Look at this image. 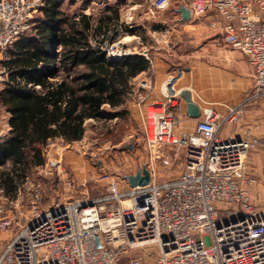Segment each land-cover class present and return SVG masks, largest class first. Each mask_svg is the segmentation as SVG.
Segmentation results:
<instances>
[{
  "label": "built area",
  "instance_id": "obj_1",
  "mask_svg": "<svg viewBox=\"0 0 264 264\" xmlns=\"http://www.w3.org/2000/svg\"><path fill=\"white\" fill-rule=\"evenodd\" d=\"M169 0H153L162 10ZM35 1L0 0V74L7 47L29 27ZM38 4H41L40 2ZM190 16L209 9V25L223 42L242 52L254 69V98L264 97V0H191ZM114 53L112 58L125 54ZM180 96L173 78L164 84L162 99L148 103L145 140L149 146L182 142L183 167L175 177L151 179L120 188L117 175L101 172L77 191L69 177H59L60 159L35 165L16 182L14 194L0 185V264H116L122 250L154 244L153 264H264V208L249 194L254 178L245 157L258 138L220 135L211 109L196 117L194 130L178 138L174 109ZM170 105L172 108H168ZM242 105L229 108L225 120L236 122ZM0 118V139L9 133L7 115ZM7 159L0 168L10 170ZM56 173L63 192L45 203L44 186L34 175ZM151 174V172H150ZM138 256L128 264H141Z\"/></svg>",
  "mask_w": 264,
  "mask_h": 264
},
{
  "label": "trees",
  "instance_id": "obj_2",
  "mask_svg": "<svg viewBox=\"0 0 264 264\" xmlns=\"http://www.w3.org/2000/svg\"><path fill=\"white\" fill-rule=\"evenodd\" d=\"M38 12L1 60L0 104L10 128L0 139V165L9 159L12 166L0 169V185L9 195L17 179L44 163L49 139H80L85 120L103 118L104 105H123L131 79L150 67L141 52L108 56L107 26L90 13L69 14L61 0H43Z\"/></svg>",
  "mask_w": 264,
  "mask_h": 264
},
{
  "label": "rangeland",
  "instance_id": "obj_3",
  "mask_svg": "<svg viewBox=\"0 0 264 264\" xmlns=\"http://www.w3.org/2000/svg\"><path fill=\"white\" fill-rule=\"evenodd\" d=\"M29 1L36 2L35 10L31 12L30 27L33 17L39 14L38 9L43 0ZM61 1L67 13H90L94 22L100 20L107 26L109 41L107 39L106 51L110 57L118 52H141L144 55L147 51L159 52L161 58H167L165 60L171 65L184 70L190 63L189 57H179L183 51L200 50L201 46L209 49L208 41H212L214 46L230 48L223 42L221 34L212 28L205 29L203 26L184 31L179 24L174 25L177 23L173 17L174 8L180 4H188L191 0H169L167 7L162 10H152L153 0ZM132 5L134 6L129 12ZM203 17L195 18L192 22L200 23L204 21ZM147 56L152 57L150 54ZM3 77L0 74V87L6 80ZM148 77H152L151 73H148ZM130 82L131 91L126 102L113 108L104 105L103 118L85 120L84 133L80 139L66 141L55 137L49 139L44 146L45 161L60 159L62 171L59 177L72 178L77 191H83L87 181L103 171L116 174L119 187L127 188L126 175L143 167L150 170L156 182L175 177L183 167L185 146L182 142H165L151 146L147 144L145 113L151 101L147 102V87H142L138 75ZM4 115L7 112L0 104V118H4ZM255 136L258 144L245 157L246 172L254 178L247 187L251 199L264 208V135ZM33 178L42 182L46 204L57 193H64L62 182L58 181L56 173L34 175ZM7 239L5 232L0 234V249ZM156 254L157 247L153 243L128 247L121 251L116 264H128L133 256H138L141 264H153Z\"/></svg>",
  "mask_w": 264,
  "mask_h": 264
},
{
  "label": "crops",
  "instance_id": "obj_4",
  "mask_svg": "<svg viewBox=\"0 0 264 264\" xmlns=\"http://www.w3.org/2000/svg\"><path fill=\"white\" fill-rule=\"evenodd\" d=\"M133 6H130L129 12ZM176 8L173 10V17L177 22L174 25L179 24L184 31L204 26L205 29L212 28L221 34L218 28L209 25V21L216 18L214 10L209 9L206 12L204 21L193 23L195 17L190 16L182 20ZM207 44L210 45L209 49L201 46L200 50L183 51L179 55L189 57L190 65L185 66L184 70L178 69L174 64L171 65L165 60L167 58H161L159 52L147 51L146 56L148 54L152 56L151 58L147 56L150 59V67L138 74L139 83L144 89L147 87V102L159 100L167 79L173 78L178 93L184 89L189 90L191 99L198 105L200 112L206 108L216 114V122L221 125L219 131L221 136L264 135V97H251L254 69L247 57L238 50L214 46L212 41H208ZM147 72L151 73L152 77H148ZM180 97L178 106L173 108V132L178 138L191 133L196 123V118L187 114L186 101ZM238 105L243 107L239 120L236 122L225 120L229 108ZM167 107L172 108L170 105Z\"/></svg>",
  "mask_w": 264,
  "mask_h": 264
},
{
  "label": "water",
  "instance_id": "obj_5",
  "mask_svg": "<svg viewBox=\"0 0 264 264\" xmlns=\"http://www.w3.org/2000/svg\"><path fill=\"white\" fill-rule=\"evenodd\" d=\"M176 10L180 13L182 20H186L190 17V10L187 6L180 5ZM179 95L186 101L187 114L193 118L198 117L200 115V109L198 105L192 101L189 90H181ZM126 179L130 186L146 184L151 179L150 170L143 167L133 174L126 175Z\"/></svg>",
  "mask_w": 264,
  "mask_h": 264
}]
</instances>
